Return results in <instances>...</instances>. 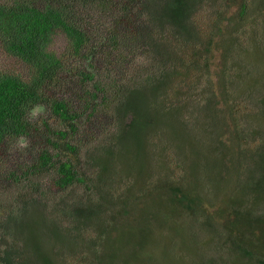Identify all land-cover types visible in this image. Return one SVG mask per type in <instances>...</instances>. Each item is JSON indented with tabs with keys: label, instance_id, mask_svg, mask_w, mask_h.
Returning <instances> with one entry per match:
<instances>
[{
	"label": "rangeland",
	"instance_id": "374dc122",
	"mask_svg": "<svg viewBox=\"0 0 264 264\" xmlns=\"http://www.w3.org/2000/svg\"><path fill=\"white\" fill-rule=\"evenodd\" d=\"M11 1L0 0L3 3ZM247 1L251 9V4L264 6V0ZM244 2V0L233 2L215 0L211 5L206 3L207 5L197 12L194 22L202 40L205 42L209 39L213 43L211 74L216 77L212 78H217L224 62L226 66L237 67L243 64V68L249 67V71L242 74L235 83L237 95L245 96L240 107L246 112L253 104V100L258 99L256 91L251 97L246 98L249 91L259 87L264 88V11L261 13L250 11L251 9L243 7ZM138 9L137 6L134 13ZM143 9L141 7L138 10L141 15H144ZM80 14L83 26L90 34L85 53L91 57L80 58L70 54L65 35L62 33L55 35L49 48L60 56L64 62V70L59 75L56 86L50 89V96L70 99L80 110L81 118L76 123L78 130L72 135L70 133L69 136L72 143L80 148L81 166L89 179L95 177L96 171V167L89 168V165L93 164L91 154L99 150L102 144L111 141V136L117 131L120 123L114 110L118 101H113L111 97H107L108 99L102 102L99 98L95 113L82 109L83 101L81 102V95L78 93L82 88L91 90L93 82L85 83L80 71L92 72L96 79L108 86L117 85L120 88L124 83L134 85L146 78L153 60L149 51L151 47L148 48L145 38L140 34L138 39L130 38L127 22L118 19L119 11L113 3L81 8ZM258 40H261V43L258 44ZM184 50L187 51L184 52L188 62L190 51L186 48ZM225 52L229 55L227 59L223 58ZM14 60L0 50V69L27 72L23 62ZM203 60L200 59V62L203 63ZM178 72L179 79L172 85L170 100H175L173 97L178 90L182 96L183 93L190 91L191 96L195 97L194 94L200 92L201 87L207 82L206 74L202 75L203 73L198 70H191L185 81L180 82L186 70L181 67ZM199 76L201 80L197 82L196 89L187 90L189 85H194L195 79ZM196 102L198 104L202 100ZM141 103L152 111L154 121L140 125L136 132L132 130L128 134L121 135L117 139L115 152L111 156L109 154L104 156V159L110 156L108 174L131 186L126 191L127 185L123 182L117 183L116 188L113 187L114 196H121L125 191L123 197L130 201L127 215L112 222L107 220L106 214H99V225L102 227L104 237L101 234L97 245L98 261L113 262V264H251V255L247 251L249 249L238 248L244 246L242 242L224 234L223 229L212 223V218L207 215L200 214L195 220L187 218L186 215L179 216L177 208L176 211L175 206L170 208L168 201L162 198L161 190L157 185L162 184V179L165 177L166 162L162 153L165 147H169L174 152L172 157L177 156L184 164L187 176L190 178L188 183L201 185L206 191L207 200L217 205L215 212L217 216L228 219L229 214L236 213L237 205L250 198L253 199L244 205L249 210L247 212L249 215H245V221L235 216L240 221V224L236 223L235 231H238L242 238L250 239L251 247L255 248L256 244H259V249H263L264 167L258 165L256 159L253 162L249 159L248 163L242 164L243 156L234 149L228 150L225 147L221 149L226 153L232 152L230 157H233L234 164L225 165L227 169L220 164L214 165L215 162H219L218 160L225 164L227 159L223 154L220 159L217 157L219 152L214 150L211 135L205 129L209 119L204 112L201 111V115L192 116L190 121L185 122L182 115L177 114L175 110L164 112L159 100L150 97L147 100L142 99ZM30 120L34 122L38 131L34 132L31 138L28 137L29 147L15 148L16 139H14L8 141L0 150V218L5 217L7 208H16L20 205L21 200L30 199L33 195L36 198L40 197L35 192L36 182L44 190L43 201L48 204L49 210L52 205L61 207L58 204L65 197L98 198L96 193L89 196L87 186L82 183L65 190L57 188L52 172L35 177L31 175L30 179L25 178L21 168L36 162L39 152L46 145L44 124L49 123L52 127L60 125V121L46 107L37 118L30 117ZM256 123L259 124L258 121ZM245 127L249 130L247 138L251 141L242 144L241 147L236 146V149H245L251 155L259 148L262 140L256 135L255 124L253 126L251 123L245 124ZM154 136L156 143L152 142ZM49 149L54 153L53 148ZM171 162L175 160L171 159ZM174 170H177L176 175L181 173L177 167ZM19 178L22 180L16 181ZM178 178L180 177H175ZM110 200L115 201L113 204L117 203V198L113 196ZM116 211L117 209L112 212ZM51 212L60 217L61 211L57 208L52 209ZM250 219L253 222L251 226L246 222ZM52 222L50 213L35 210L27 218L18 217L17 222L9 223V226L13 229H23L20 232V237L23 239L22 246L31 257L44 253L53 260L65 262L52 252L54 246L62 252L79 246L86 247L89 251L88 256H91L93 262L96 261L97 256L92 255L94 250L88 241L80 242L78 245L69 232L54 230ZM60 225L63 227L68 223L60 221ZM103 227L113 228V231L105 229L103 232ZM254 227L261 231L260 240L253 238ZM93 231L95 230L91 228L84 233L87 240L95 239L97 232ZM218 233H223L224 237L219 236ZM12 240L13 236L0 231V246L12 245ZM103 241L106 242L105 246ZM103 249L106 250L107 258H104ZM76 258L79 259L78 256ZM87 263L91 264V262Z\"/></svg>",
	"mask_w": 264,
	"mask_h": 264
},
{
	"label": "trees",
	"instance_id": "16d2710c",
	"mask_svg": "<svg viewBox=\"0 0 264 264\" xmlns=\"http://www.w3.org/2000/svg\"><path fill=\"white\" fill-rule=\"evenodd\" d=\"M214 1L12 0L7 3L0 2V50L6 56L23 62L27 69L25 73L0 69V150L8 141L17 139L20 135L31 138L33 133L38 131L34 122L30 120V110L36 104H43L60 121V125L52 127L49 123L44 124L46 145L39 152L36 162L21 168L25 178L30 179L31 175L35 177L52 172L57 188L65 190L82 183L87 186L89 196L93 193L98 196L96 199L65 197L58 204L61 207L52 205L49 210L48 204L43 201L44 190L36 182L34 184L35 192L40 197L36 198L33 195L30 199L21 200L20 205L16 208H7L5 217L0 218V231L13 236L12 245L0 246V264H89L87 262L113 264V262H99L96 254L101 234L104 237L102 227L99 225V214H106L107 220L112 222L127 215L130 201L123 195L131 184L125 183L121 179L116 180L115 177L108 174L109 157L115 152L117 139L121 135L128 134L132 130L136 132L140 125L154 121L152 111L141 103L142 99L147 100L152 97V99L159 100L164 112L175 110L177 114L182 115L185 122L190 121L192 116L201 115V111L204 112L206 118L209 119L205 129L211 135L214 150L219 152L217 157L220 159L223 154L227 159L225 164L218 160L219 162H215L214 165L220 164L226 168L228 164H234L233 157H230L232 152L226 153L221 149L225 147L228 150L234 149L242 155L244 158L242 164L248 163L249 159L252 162L256 159L258 165L264 167V144H262L264 142V88L260 89L261 87H259L249 91L246 98L251 97L256 91L258 99L253 100V104L247 108L246 112L245 109L241 110V101H244L245 96L237 95L235 83L238 82L242 74L249 71V67L243 68V64L237 67L226 66V62L223 61V69L219 71L217 78H212L216 77L211 74V46L213 43L209 39L205 42L202 40L200 31L194 22V17L199 9L207 4L211 5ZM244 1L243 7L251 9L249 2ZM107 3H113L119 11L118 19L127 22L131 39H138L139 34L145 38L148 48L151 47L149 51L153 63L146 78L134 85L124 83L120 85V88L117 85L108 86L96 79L92 72L80 71L85 83L93 82L91 90L82 88L78 93L81 95V102L83 101L82 109L95 113L98 106L97 100L101 98L102 102V100L108 99L107 97H111L113 101H118L114 110L120 123L117 131L111 136V141L102 144L99 150L91 154L93 164H90L89 168L96 167V171L95 177L88 179L79 159L80 148L72 143L69 136L70 133L72 135L78 130L76 123L81 118L80 110L76 108V103L70 99L50 96V89L56 86L59 75L64 70V62L49 47L55 35L62 33L69 43L70 54L80 58H90L91 55L85 53L90 34L83 26L80 9L92 8L97 4L107 5ZM137 6L139 9L144 8L142 10L144 15L138 12L139 9L134 13ZM251 6L250 11L257 13L264 11V6L257 4H251ZM259 43L261 40H258ZM184 48L190 51L188 62L185 58L187 51ZM228 56V53L225 52L223 58L227 59ZM200 59H204L203 63L200 62ZM181 67L185 68L186 74L180 82L185 81L191 70L201 71L202 75L206 74L207 82L201 87L200 92L194 94L195 97L191 96L190 91L183 93L182 96L178 90L173 97L175 100H170V91L172 85L179 79L177 74ZM200 80L199 76L195 79L194 85H189L187 90L196 89V84ZM201 100L202 102L197 104L196 101ZM249 123L251 126L256 125V135L260 136L262 140L259 148L251 155L245 149H236V146L241 147L242 144H248L251 141L247 138L249 130L245 127V124ZM152 142L156 143V136L152 138ZM50 147L53 148L54 153L50 151ZM173 153L169 147L163 149L162 157L166 162V171L162 184L157 185L161 190L160 195L168 201L169 207L175 206V211L177 208L179 216L186 215L192 220H195V217L200 214L207 215L212 218V223L223 229L224 234L242 242L244 246L238 248L249 249L247 251L251 255V264H264V247L259 249V244H256L255 248L251 247L249 243L252 241L242 238L238 231H235L236 223L240 224L236 217L245 221V215L249 210L244 205L253 199L250 198L239 206L237 205L236 213L229 214L228 219L224 216H217L215 214L217 205L207 200L206 191L202 189L201 185L188 183L190 178L187 176L184 164L177 156L172 157ZM108 154L110 156L104 159V156ZM171 159L175 162H171ZM175 167L181 171L179 175H176ZM176 176L180 178L175 179ZM19 180L22 179L19 178L16 181ZM120 182L127 185L124 194L114 196L113 187L116 188L117 183ZM111 196L117 198L116 204H113L115 201L110 200ZM55 208L61 211L60 217L51 212ZM115 209L117 211L112 212ZM35 210L41 213H50L53 219L52 228L69 232L78 245L80 242L88 241L94 250L92 255L97 256L96 261L93 262L91 256H88L89 251L86 247L80 248L79 246L67 252H62L54 246L52 252L65 262L53 260L44 253L31 257L22 246L21 240L23 239L20 237V232L23 229H13L9 223H16L18 217L27 218ZM251 219L246 220L250 226L253 224ZM60 221H67L68 225L62 227ZM91 228L97 234L94 240L93 238L87 240L84 233ZM103 228V232L105 229L113 231V228ZM252 231L253 238L260 240V229L254 227ZM218 234L224 237L223 233ZM105 244L106 242L103 241V246ZM103 255L104 258H107L105 249H103ZM77 256L79 259L76 258ZM254 260L257 262H253Z\"/></svg>",
	"mask_w": 264,
	"mask_h": 264
},
{
	"label": "clouds",
	"instance_id": "9594fccd",
	"mask_svg": "<svg viewBox=\"0 0 264 264\" xmlns=\"http://www.w3.org/2000/svg\"><path fill=\"white\" fill-rule=\"evenodd\" d=\"M45 110V106L43 104H36L30 110V117L37 118L41 112ZM29 139L26 135H20L14 142V147L19 149H26L29 147Z\"/></svg>",
	"mask_w": 264,
	"mask_h": 264
}]
</instances>
